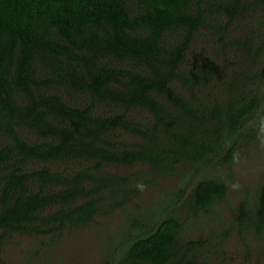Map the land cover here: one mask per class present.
<instances>
[{
	"label": "trees",
	"instance_id": "16d2710c",
	"mask_svg": "<svg viewBox=\"0 0 264 264\" xmlns=\"http://www.w3.org/2000/svg\"><path fill=\"white\" fill-rule=\"evenodd\" d=\"M263 7L264 0H0V248L6 234L88 224L100 196L125 181L106 166L140 163L153 176L170 175L222 153L263 103L253 83H264V65L252 83L236 73L231 96L205 104L194 91L212 81L215 61L185 68V58L202 32L221 44L233 21ZM253 35L260 37L228 46L254 61L262 47L250 46ZM225 51L223 44L216 55ZM132 111L149 119H132ZM122 134L134 142H118ZM233 156L230 146L224 161ZM62 163L82 169L52 167ZM225 194L223 182L204 180L191 206L206 210ZM239 212V224L263 228L264 186L254 212ZM180 229L173 217L141 227L115 264H194L200 243L180 244Z\"/></svg>",
	"mask_w": 264,
	"mask_h": 264
},
{
	"label": "rangeland",
	"instance_id": "374dc122",
	"mask_svg": "<svg viewBox=\"0 0 264 264\" xmlns=\"http://www.w3.org/2000/svg\"><path fill=\"white\" fill-rule=\"evenodd\" d=\"M250 33L260 36L255 39L253 35L250 46L262 47L254 61L242 50L237 51V46L229 48L227 42L229 39L242 43ZM208 36L202 32L195 39L184 62L187 68L215 61L212 81L194 91L196 98L205 104L228 99L231 96L228 85L236 73L245 74L252 83L250 80L264 65V7L252 12L248 19L233 21L221 44L218 36ZM223 44L225 57L216 55ZM243 82L240 78L234 80V85ZM253 85V91L260 92L263 99L261 107L208 165L194 169L185 164L173 174L158 176L140 163L129 167L106 166L104 173L125 181L119 192L106 191L100 196V209L88 224L66 225L58 232L40 236L6 234L0 248V264H115L126 239L141 227H152L167 217H173L181 225L180 244L200 243L194 252V264H264V226L257 231L250 222L239 224L237 220L241 208L248 215L254 212L264 186V83L257 81ZM172 88L187 95L178 84ZM128 115L143 122L149 119L140 111ZM119 141L131 143L134 139L122 134ZM230 146L234 156L227 162L224 157ZM52 167L67 171L82 169L81 165L63 163ZM204 180L223 182L226 194L206 210L195 211L191 197L195 186Z\"/></svg>",
	"mask_w": 264,
	"mask_h": 264
},
{
	"label": "clouds",
	"instance_id": "9594fccd",
	"mask_svg": "<svg viewBox=\"0 0 264 264\" xmlns=\"http://www.w3.org/2000/svg\"><path fill=\"white\" fill-rule=\"evenodd\" d=\"M262 130H264V122H262Z\"/></svg>",
	"mask_w": 264,
	"mask_h": 264
}]
</instances>
